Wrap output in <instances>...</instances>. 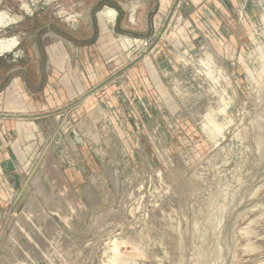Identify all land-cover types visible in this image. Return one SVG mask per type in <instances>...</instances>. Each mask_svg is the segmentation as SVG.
Returning a JSON list of instances; mask_svg holds the SVG:
<instances>
[{
	"label": "rangeland",
	"instance_id": "rangeland-1",
	"mask_svg": "<svg viewBox=\"0 0 264 264\" xmlns=\"http://www.w3.org/2000/svg\"><path fill=\"white\" fill-rule=\"evenodd\" d=\"M214 1L0 0V264H264V0Z\"/></svg>",
	"mask_w": 264,
	"mask_h": 264
},
{
	"label": "bare ground",
	"instance_id": "bare-ground-1",
	"mask_svg": "<svg viewBox=\"0 0 264 264\" xmlns=\"http://www.w3.org/2000/svg\"><path fill=\"white\" fill-rule=\"evenodd\" d=\"M15 22V21H14ZM9 24H10V22H8ZM3 25V24H2ZM6 26V25H5ZM16 39V38H15ZM14 38L13 39H11V42H9V44H5V46H6V49L4 48V49H0V52H4V51H7V50H10L14 45H16L17 44V42H16V40H15ZM2 40H4V39H2ZM6 43V42H5ZM3 43H1V45H2ZM4 46V45H3Z\"/></svg>",
	"mask_w": 264,
	"mask_h": 264
},
{
	"label": "crops",
	"instance_id": "crops-1",
	"mask_svg": "<svg viewBox=\"0 0 264 264\" xmlns=\"http://www.w3.org/2000/svg\"><path fill=\"white\" fill-rule=\"evenodd\" d=\"M161 1H162V6H163V3L165 4V1H166V0H161ZM196 3L199 4L198 2H196ZM200 3H201V2H200ZM214 4H216L217 6H221L220 3H219L217 0L214 1ZM220 8H221V7H220Z\"/></svg>",
	"mask_w": 264,
	"mask_h": 264
}]
</instances>
